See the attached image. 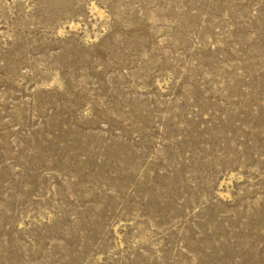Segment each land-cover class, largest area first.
<instances>
[{"label":"rangeland","instance_id":"374dc122","mask_svg":"<svg viewBox=\"0 0 264 264\" xmlns=\"http://www.w3.org/2000/svg\"><path fill=\"white\" fill-rule=\"evenodd\" d=\"M211 263L264 264V0H0V264Z\"/></svg>","mask_w":264,"mask_h":264},{"label":"bare ground","instance_id":"6f19581e","mask_svg":"<svg viewBox=\"0 0 264 264\" xmlns=\"http://www.w3.org/2000/svg\"><path fill=\"white\" fill-rule=\"evenodd\" d=\"M99 8V7H98ZM212 264V263H211Z\"/></svg>","mask_w":264,"mask_h":264}]
</instances>
